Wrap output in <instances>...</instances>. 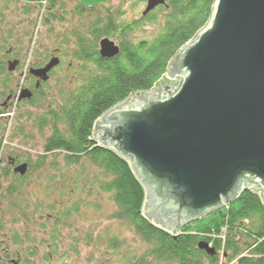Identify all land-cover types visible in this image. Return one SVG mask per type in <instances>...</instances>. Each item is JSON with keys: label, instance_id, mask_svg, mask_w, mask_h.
<instances>
[{"label": "trees", "instance_id": "1", "mask_svg": "<svg viewBox=\"0 0 264 264\" xmlns=\"http://www.w3.org/2000/svg\"><path fill=\"white\" fill-rule=\"evenodd\" d=\"M57 1L0 0L1 76L5 75L9 60L20 59V52L28 50L23 42L26 35L29 40L26 43H33L37 32V28L23 36L15 32L17 23L6 22L9 6L18 10L16 7L22 5L24 15L40 8L39 17L44 22L46 6L52 11ZM77 2L79 27L71 36L64 34L60 41L64 56L72 60L70 74L77 73L64 91L67 97L62 105L50 110L42 108L47 86L43 84L37 99L24 104L40 108L34 116L22 109L10 116L12 108L0 109V150L12 156L21 153L27 167L24 175H16L10 169L0 170V233L8 234L11 226H21L17 244H48L47 260L57 256L62 244H68L69 251L75 252L76 244L85 242L106 251L98 259L100 264H114L111 256L116 257L118 252L119 264H152L160 253L164 255L162 244L169 240L143 217L145 190L128 162L102 148L93 139V128L108 110L133 94L152 90L166 76L177 53L209 22L215 0H166L164 6L146 16L143 11L141 18L129 22L119 21L107 9L97 14L93 0ZM138 2L145 4L147 0ZM56 13L49 14L54 21ZM122 16L120 13L119 18ZM37 23L36 20L31 26L35 28ZM145 23L156 25L157 33L150 39L133 40L131 35L140 32ZM104 39L116 42L119 48L116 57H102L100 43ZM71 43L73 47L66 48ZM49 60V55L44 54L34 64L41 67ZM5 84L8 87L7 79L0 81V91L6 92ZM32 133H37L40 140ZM15 140L18 147L11 145ZM103 196L107 198L105 203L108 200L112 204L107 218L120 223L123 229L129 228L148 246L142 255H132L125 241L109 230L97 239L88 232L81 235L77 231L78 222L83 221L88 211L100 209L96 202ZM36 223L40 231L32 232L30 228ZM186 228L193 234V260L207 258L210 264H221L226 255L223 264L236 259L240 264H264V204L250 191ZM200 243L215 247L217 256L207 257L198 249ZM34 253V249L27 250V258L35 257Z\"/></svg>", "mask_w": 264, "mask_h": 264}, {"label": "water", "instance_id": "2", "mask_svg": "<svg viewBox=\"0 0 264 264\" xmlns=\"http://www.w3.org/2000/svg\"><path fill=\"white\" fill-rule=\"evenodd\" d=\"M165 2L147 0L143 16ZM100 54L119 48L104 39ZM57 60L36 76L46 81ZM93 138L128 162L157 229L177 233L246 191L264 204V0H215L166 76L104 113Z\"/></svg>", "mask_w": 264, "mask_h": 264}, {"label": "flooded vegetation", "instance_id": "3", "mask_svg": "<svg viewBox=\"0 0 264 264\" xmlns=\"http://www.w3.org/2000/svg\"><path fill=\"white\" fill-rule=\"evenodd\" d=\"M92 1V0H91ZM139 0H137L138 2ZM143 3V2H142ZM77 0H58L56 8L51 11L49 5L46 6V11L44 13V22L42 19L43 27L46 29V32H48L49 36H52V25L59 22H66L68 19L70 23H73L75 21L77 12V6H78ZM71 8V9H70ZM51 13H56L55 15V21L54 19L49 15ZM79 17V16H78ZM47 22V23H46ZM50 22V23H48ZM79 24V22H78ZM76 24H73V27L78 28L77 26H74ZM74 28L71 30V33H74L77 31V29ZM71 33L69 34L71 36ZM63 36V35H62ZM69 36V37H70ZM70 39H75L73 37H70ZM55 37H52L50 39L51 43L49 42L48 45L54 46L51 50L48 49L45 46L46 52L45 55H49L50 60L52 59H59L57 60V65L54 67L48 74L46 81L43 80L42 77L36 76V71L45 68L49 61L45 62L44 65L41 67H36L35 64L30 62L29 64H26L21 59H18V57H15V60L11 61L9 60L7 62V68L5 75H0V81L6 80L8 82V87L6 85V89L2 92L0 91V107L2 111H7L10 106L15 105V109L18 110L20 107H25L28 103H30L32 100L37 99L38 92L41 91L42 85L49 82L51 79L52 73L56 70H63V68H70L72 66L71 63L68 62V67H65V62L69 60L70 58H64L65 50L64 48L59 45H57V41ZM116 44V42H115ZM42 46V45H41ZM44 46H42L43 48ZM12 51H9V54ZM25 64V65H24ZM37 64V63H36ZM18 80L20 82L18 83ZM5 82V81H4ZM26 104V105H24ZM20 108V109H21ZM4 117V116H2ZM18 155L12 156L11 154H8L5 151L0 150V170H6L10 169L14 172L16 175H24L27 172L26 164L23 160V158L20 157L19 152H16ZM25 166L24 173L22 171L18 170L19 167ZM188 226V225H187ZM32 232H38L40 231V227L36 226L34 228H30ZM80 228H77V231H79ZM160 230V229H159ZM10 233L6 234V232L0 233V264H51L53 261L52 258L49 260L45 259V255H47L44 250H47L49 248V245L46 243H34V244H25V245H18L17 240V227L11 226L8 230ZM165 233L164 239H168L169 241L164 242L162 244L163 254L160 255L159 258L153 260V263L155 264H210L211 261L207 258L192 259V248H191V236L193 235L186 226L183 227L179 232L177 233H171L164 230H160ZM88 234H92L91 232H88ZM93 237V235H92ZM94 239V237H93ZM185 240V241H184ZM81 243H84L82 246H85V242H79L76 244V247H78ZM95 245L93 243H89V246ZM211 249L214 250V254L211 256L207 253L206 250H202L198 248L202 253H204L209 258H214L217 256L218 252L215 247L209 245ZM20 248V249H18ZM34 249L35 251V259L33 258H27V250ZM84 250V249H82ZM78 248L76 249L74 254L71 255L72 257L78 256ZM68 256H70L68 254ZM25 257V258H24ZM226 255L223 256V259L220 260V263L223 264L226 260ZM66 259L59 260V264H96L95 260V254L94 252H91L88 256V258L82 257L81 255L78 256V258L75 259V262H72L73 260H69L68 257H64ZM229 264H240L239 260L236 259L233 262Z\"/></svg>", "mask_w": 264, "mask_h": 264}, {"label": "rangeland", "instance_id": "4", "mask_svg": "<svg viewBox=\"0 0 264 264\" xmlns=\"http://www.w3.org/2000/svg\"><path fill=\"white\" fill-rule=\"evenodd\" d=\"M93 2L95 3L94 6H96L95 9L97 10V14H100L102 11H104V9H107L108 11L109 10L112 11L113 14L116 17H118V20L121 22L122 21L123 22H129L133 18L134 19L141 18L142 12L145 10V7H146V3L145 4H143V3L139 4V2H137V0H93ZM1 5L2 4H0V6ZM158 7H160V6H158ZM12 8H13V6H11V7L9 6V10H7V12L5 13V16H6V22L13 24V25H14V23H17V27L15 26L17 31H15V32H19L23 36V34H29V33L31 34L32 30H34V29L36 30V28H37L36 35L33 37V43H29V44L26 43V41L27 42L29 41L27 35H26V37H27L26 40H23L24 44L29 48L27 51L23 52V50H22L20 52V59L23 62H25L26 64H29L30 62H32L34 64L36 62V58L38 60V59H40L41 55H44V53L46 52L45 46L47 48L48 43L49 42L51 43L50 39L52 37H55L56 39H58V40H54V41H57V45L60 46L61 45L60 41L63 37L62 35H64V34H66V36H67V34L69 35L71 33V30L76 28V27H73V24H76L74 26L78 27L79 26L78 22L81 20V17L79 18L78 16H76L75 21L73 23H70L68 19L66 20V22H61V23L57 22V23L52 25L53 26L52 27L53 33L51 34L52 36H49V34H48L49 31L46 32V29L43 27L42 20L39 17L40 16V8L39 9L36 8L35 10L30 11L27 15H24V13H22V11H23L22 5H18L16 7V8H18V10H14ZM19 9H22V10H19ZM120 13H123L124 16L119 18ZM36 20L38 23H37V26L34 28L33 25L31 26V23L36 21ZM157 31L158 30H157L156 25L145 23L143 26V29H141V31L138 33L132 34L131 38L133 40L150 39L157 33ZM20 34H18V35H20ZM41 45L44 47L42 48ZM48 46L49 47L47 50H51L55 45L54 46L48 45ZM72 47H73L72 43H71V45L66 46V48H72ZM71 51H72V49H71ZM29 53H30V55H29ZM27 55H29V56H27ZM64 58L67 59V57H64ZM70 60L71 59H69L65 62L66 67H68L67 66L68 62L71 63L72 60L71 61ZM70 73L71 72L68 68H63L62 71L58 69L53 74V76L49 80V82L46 83L47 86H46V90L44 91L45 95H44V98H42L45 101L44 104H42L43 109L44 108H47L48 110L55 109V108L60 107L62 105L63 101L67 97V95L65 94L64 91L68 90V88H69L68 84H70V81L74 80L73 74L74 75L77 74L74 72H73V74H70ZM81 75L83 76V73ZM75 76H77V75H75ZM10 108H12L14 110V111L12 110L10 116H13V113L16 114L18 112V110L15 109V105L10 106ZM0 109H1V107H0ZM21 109L24 110L23 112L25 114L31 113L32 116H34L35 114H37L39 112L36 109H40V108L27 106V107H23ZM30 135L34 136L37 140H40L39 136L37 137V135H38L37 133H32ZM16 143H18L17 140H15V142L12 143L11 145L13 147H18ZM24 151H26V150H24ZM30 185H32V184H30ZM30 194H32V191H30ZM103 197H104L103 199L99 200L100 202H98V201L96 202L100 206V209L97 211H95V210L94 211L93 210L88 211V213L85 214V218L81 219L83 221L78 222L79 226H77V228H80L79 229L80 234L82 235L83 233L85 234L87 232H91L93 237L97 239L98 235H100L103 238L105 230H109L111 233L117 234L120 238H122L125 241V247L128 251H130L132 253V255H134V256L142 255L144 252H146L148 250V246L144 242H142L138 237H136L134 235V233L129 230V228L126 227V229H123L120 227L121 226L120 223H118L115 220H110L107 218L111 214L112 204L108 200H107L108 202L106 201V203H105V200L107 198H106V196H103ZM91 199L93 201H95L94 197H92ZM5 220H6V217H5ZM18 230L21 231L22 227L17 225V232H19ZM36 238L39 239V236H37ZM83 244L84 243H81L77 247L79 250L78 256L81 255L82 257L88 258L89 254L91 252H94L96 264H100L98 259H102L105 256L106 251L103 250L102 248H95L93 245L89 246V244H85V246H82ZM18 249H20V248H18ZM44 249L45 248H43V251L46 254H48L49 251L44 250ZM82 249H84V250H82ZM63 254H67V256L69 254L70 256H68V259L73 260L72 262H75V259L78 258V256H74V257L71 256L74 253L69 251L68 244H62V245H60V249H59V252L57 253V256L52 258L53 261L51 262V264H59V262H58L59 260L66 259L63 257ZM119 255H121L120 252H118L116 257L111 256L114 264H119L118 261L121 258ZM31 258L35 259L34 257H31ZM152 264H155V263H152Z\"/></svg>", "mask_w": 264, "mask_h": 264}]
</instances>
